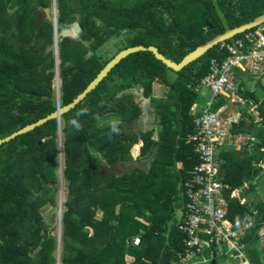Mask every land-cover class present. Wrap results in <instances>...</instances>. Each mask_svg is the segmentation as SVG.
<instances>
[{"label":"trees","instance_id":"trees-1","mask_svg":"<svg viewBox=\"0 0 264 264\" xmlns=\"http://www.w3.org/2000/svg\"><path fill=\"white\" fill-rule=\"evenodd\" d=\"M73 1L80 2V9L71 7ZM94 1L104 7L103 0L57 1L59 22L73 23L74 14L80 13V25L85 32L81 41L61 42V106L81 94L109 62H102L96 51L117 32H108L96 24L94 18L101 15L96 14ZM51 4L52 0H0V139L57 110L53 83L56 59L51 50L54 27L36 14L38 9ZM127 12L133 16L131 29L144 28V37L154 41L145 46L155 45L167 58L180 62L216 35L264 14V0H136ZM105 25L111 27L107 22ZM232 40L216 45L176 72L175 81L165 75L166 69L173 70L153 53L131 54L80 104L64 114L60 124L51 120L3 144L0 264H57L53 254L57 237L52 234L57 227L44 222L40 209L47 205L48 194H57L59 190L57 134L61 126L65 133L62 178L66 184L61 219L62 264H173L182 249V235L172 221L180 205L182 185L199 163L193 144L187 143L194 129L191 109L200 99L195 86L208 75L213 58L228 57L226 46ZM90 51L93 54L88 57ZM155 81L168 86V98L157 106L162 126L158 140L152 139L154 131L147 133L141 149L145 156L158 148L152 168L147 174L106 176V167L132 160L130 151L138 142L135 139L126 144L121 133L108 138L109 122L101 123L109 117L108 104L138 83H143L146 97H151ZM249 95L254 98L252 93ZM82 109H87V114L77 117ZM117 110L115 118L122 121L121 131L124 123L139 115L129 95L123 97ZM246 115L244 111V118L233 124L232 132L252 133L259 143L241 158L230 148L222 150L219 157L220 177L232 188L240 187L254 172V163L264 161L260 151L264 126L249 124ZM73 118L81 124L80 130L70 125ZM178 162L181 167L173 175L167 167ZM229 208L235 225L252 215V208L236 200L230 201ZM256 208L264 221V204ZM98 212L102 213L101 218H97ZM136 236L141 239L139 246L132 244ZM246 241L251 263L264 264V237H260L259 226ZM127 257H133V261L128 262ZM227 264L238 262L229 259Z\"/></svg>","mask_w":264,"mask_h":264},{"label":"built area","instance_id":"built-area-1","mask_svg":"<svg viewBox=\"0 0 264 264\" xmlns=\"http://www.w3.org/2000/svg\"><path fill=\"white\" fill-rule=\"evenodd\" d=\"M52 11L59 22V11L54 1ZM229 55L219 60L210 61V71L195 86L199 94L208 90L211 99L200 112L197 104L192 106L194 129L187 137V143L193 144L199 163L190 172L182 185L184 205L177 227L182 235V249L177 253L173 264H207L218 258H231L239 264H252L247 255V236L259 226V234L264 235V221L258 210L235 225L230 218L228 198L240 199L244 204L243 194L250 189L248 182L242 187L232 188L220 177L221 161L217 151L230 148L242 150L258 143L252 133H233L213 106L216 99L224 97L246 108L261 123V113L252 100L241 94L237 85V71L251 72L255 76H264V26L248 30L239 37H234L227 44ZM58 58V40L54 50ZM61 86L55 87L60 93ZM264 153V145L260 147ZM134 246L141 244L136 236L132 239Z\"/></svg>","mask_w":264,"mask_h":264},{"label":"crops","instance_id":"crops-1","mask_svg":"<svg viewBox=\"0 0 264 264\" xmlns=\"http://www.w3.org/2000/svg\"><path fill=\"white\" fill-rule=\"evenodd\" d=\"M40 9L44 10V8H40ZM40 9H38V11ZM44 12H45V10H44ZM45 14H46V12H45ZM45 18L47 19V14H46ZM76 22H78V23H76ZM64 26H68V27L65 29ZM84 35H85V32L80 25V21H75V22L70 23V24L69 23H63L60 27L61 42H63L64 40H68L69 43L81 41L83 39ZM83 43L87 46L89 45V42L84 41ZM90 54H93V52L90 51L88 53V57H90ZM55 59L59 60L60 56L58 58H55ZM57 60H56V65H57ZM242 73L244 74L243 78L238 77L239 88H240V90L242 89L241 94L244 95L245 97L249 98L250 100H252L253 103L255 105H257L258 110L261 113V118L263 119V121L261 123L256 121L255 117L250 112V107L243 108V107L239 106L238 104L229 101V99H227V98L220 97V98L216 99V102L213 106V109L218 110V111L220 110L221 118L228 125L230 124L229 127H230L231 131H232L233 124L239 123L244 118L243 117L244 111L247 112V115L245 117H246L249 124L251 123V125H255L258 128H261L264 126V124H263L264 123V117H263L262 111L260 109V107L262 106L263 107L262 109L264 110V99L260 98L258 95H256V91L254 90V87H256V86L264 87V76H255L254 74H252L249 71L248 72H242ZM175 79H171V80L173 81ZM119 82H117V83L119 84ZM246 82H248L251 85L249 87V89L246 86ZM134 85H139L140 88L137 90L128 89L127 91H129L128 92L129 94L126 92V90L123 92H120L116 96L115 101L108 104V107H110V109L107 111L106 115L109 116L108 118H110V117L115 118L116 117L115 115H117V112H118L117 105L123 99L122 96L123 95H125V96L129 95L132 98L133 104L138 107L139 115L133 121L123 124L121 135L125 138V143L129 144L132 141H134L135 139H138V138H134L132 135L133 130H135V129H136V131H140L141 133H146V131H149V130H150L149 132L154 131V136L152 137V139L158 140L159 133L161 130H159V129L157 130L156 125L157 126L158 125L161 126V125L159 124L160 123V117L158 115L157 106H158V103L162 101V99L168 98L167 97L168 95L166 93L168 91V86L166 84L155 81L153 83V91H152L151 97H146L145 90H143V87H144L143 83L133 84L131 87H133ZM161 87L165 88L166 90H164V91L161 90ZM163 92L165 93V95ZM250 93H252L254 95V98L249 95ZM200 99H202L201 103L200 102L195 103L198 106L199 112L203 108H205L208 105V103L210 102L211 93L208 90H205L203 93L200 94ZM205 99H207L206 102H205ZM255 100H257L258 102H255ZM161 129H162V126H161ZM149 132H147V133H149ZM258 143H259V140H258ZM143 145H144V136L142 138L138 139V142L136 144H134V146L131 148L130 154H131L132 160H128L125 162H118L114 165H110L104 169V174L106 176H115V177L123 176L126 174H131L133 172L147 174L150 171V169L152 168L153 162L156 159V156L158 153V148H156L153 153L142 156L141 149H142ZM254 147H255V145L250 147V148H244L242 150H235V149H231V150L236 151L237 156L241 158L242 156H244L246 151H248L249 153L252 152L254 150ZM224 149H227V148H224ZM224 149L217 151L218 157H220L221 151ZM253 165H254V172L251 173L249 176H247L246 180L243 182V183H245V182H249V181L251 182V181L255 180L254 181L256 184L255 186L258 187L259 181H261V187H260V190H258V193L260 192L259 197H255V199L252 202H251V200H249L247 198V195H246L247 192L254 189L255 186H252L251 189L245 190L244 194H243V200H245L244 205H248L250 208H252L251 212H253L254 210H258V208H256L258 204H260V203L264 204V161H261L257 164L254 163ZM180 167H181V164L178 162L176 164V168L178 169ZM256 180H258V184H257ZM242 185L240 187H242ZM233 200L239 201L241 203L240 199H233ZM228 201L230 203L231 199L228 198ZM179 204L180 205H179V208H177L176 213H177V211H179L182 215V210H183V205H184L183 193L180 195ZM180 219H181V216L179 217V220ZM260 237L262 238V237H264V235H260ZM131 258L133 259V257H131ZM225 259L229 260L231 258H225ZM232 260L238 262L235 259H232ZM238 264H239V262H238Z\"/></svg>","mask_w":264,"mask_h":264},{"label":"rangeland","instance_id":"rangeland-1","mask_svg":"<svg viewBox=\"0 0 264 264\" xmlns=\"http://www.w3.org/2000/svg\"><path fill=\"white\" fill-rule=\"evenodd\" d=\"M54 1H56L57 9H58V0H52L51 7H53ZM104 1V7H101L100 3L94 1L93 7H95V12H97V15L101 16H96L94 19L96 21V24L100 28H106V31L110 32V30H115L117 32L115 35H112L108 41L96 51V54L101 57L102 62H107L110 61L115 55H117L119 52L122 50L131 47L133 44H138V45H147L152 42L150 38L147 39V37H144V32L145 29H131V23L133 21V16L132 12H127L130 7H132L134 4H136V0H103ZM75 2V3H74ZM78 6L80 9V2L79 1H73L71 4V7L73 6ZM110 9H117V11H110ZM119 10V11H118ZM36 14H38V18H44L46 17V14L44 10L40 9L39 12L37 11ZM59 14V13H58ZM73 15V14H72ZM76 21H80V13L74 14ZM108 20V21H107ZM110 24V28L108 29L105 25V23ZM78 23V22H76ZM68 26H64L66 29ZM130 27V28H129ZM58 57L60 55V47L62 45L61 43V36H60V27L58 30ZM80 32V31H79ZM54 42V40H53ZM136 45V46H138ZM133 47V46H132ZM52 50V49H51ZM68 49H67V54H68ZM54 53V51H53ZM70 53V52H69ZM70 55V54H68ZM92 54H90L91 56ZM55 56V53H54ZM56 58V57H55ZM57 60V59H56ZM61 61L60 59L57 60V65L54 69L55 71V78L53 80L54 87H57L58 85L62 86V79H61ZM165 75H167V78L172 81L171 79H175L177 77V73L174 71H170L169 69H166ZM237 76L242 77L244 74L238 70L237 71ZM175 81V80H173ZM172 83V82H171ZM237 85L239 86V82L237 81ZM246 86L249 87L251 86L248 82H246ZM139 85H134L131 90L139 89ZM130 90V91H131ZM161 90H166L165 88L161 87ZM254 90L256 91V95H258L260 98L264 99V87L262 86H256L254 87ZM56 92V98L57 100H60V95H61V89L60 93H58L57 90ZM168 92V91H167ZM166 92V93H167ZM164 93V92H163ZM165 95V93H164ZM166 97V96H165ZM166 99H162V102L165 101ZM207 99H205V102ZM198 102H202V99H199ZM218 111V110H216ZM112 118L110 117L106 120H103L101 123L102 125H105L106 122H109ZM61 126V125H60ZM157 130H161V126L156 125ZM57 142H58V152H59V176H60V184H59V190L57 194H55L54 191H51L48 196L47 200L48 203L46 206L40 209V214L44 217V222L48 224L50 227H57L55 231H53V235H56L57 237V250L53 253L54 256L57 259V264H62V221L60 219V213L63 212V203L66 199V184L63 181L62 175H63V169H64V157H63V152H64V141H65V133L62 130V126L60 127L58 134H57ZM96 155V153H95ZM98 157H100L98 155ZM170 173L173 175L175 172L178 170L174 164H171L167 167ZM177 173V172H176ZM174 180V177H173ZM255 180L249 181L250 189L252 186H255ZM257 184H258V180ZM261 187V181H259V186L251 191L247 192V198L251 200V202L255 199V197L260 196V192L258 193V190H260ZM62 209V211H61ZM102 213L98 212L97 213V218H101ZM181 216V213L177 211L175 220L172 221V224L176 225L178 224L179 217ZM128 262H132L133 259L131 257H127ZM228 260L227 259H222L218 258L216 261H214V264H227ZM195 264H201V263H195Z\"/></svg>","mask_w":264,"mask_h":264},{"label":"water","instance_id":"water-1","mask_svg":"<svg viewBox=\"0 0 264 264\" xmlns=\"http://www.w3.org/2000/svg\"><path fill=\"white\" fill-rule=\"evenodd\" d=\"M53 8V7H52ZM46 14H47V20L52 22L54 27V43L52 46V51L56 48V42L58 40V30L59 27L63 23L56 22L54 17V10L50 7L44 8ZM53 10V11H52ZM264 24V14L258 16L252 21H249L247 23H244L240 26L227 29L223 33H220L216 35L215 37L211 38L210 40L206 41L205 43L197 46V48L193 51H191L189 54H187L180 62H175L169 58H167L164 54H162L158 47L155 45L150 46H144V45H138L126 48L119 52L117 55H115L106 65L105 67L99 72V74L89 83V85L84 89V91L79 94L71 103L61 106L60 100L58 99V107L57 110L53 113L47 115L46 117H43L39 119L38 121L28 124L25 127L13 132L12 134L1 138L0 139V148L3 144L10 142L11 140H14L15 138L24 135L26 133H29L31 131H34L36 128L43 126L47 122L51 120H57L58 124L61 122V118L64 114L68 113L72 109H74L78 104H80L87 96L90 94L94 89H96L100 83L109 75L111 70L117 66L123 59L128 57L131 54L140 52V51H149L153 53L156 59L160 60L163 64H165L168 68L172 69L175 72H179L183 70L185 67L193 63L194 61L201 58L203 55H205L210 49L215 47L216 45L220 43H224L235 36L242 34L248 30H251L256 27H261ZM62 211V209H61ZM60 219L62 218V212L60 213Z\"/></svg>","mask_w":264,"mask_h":264},{"label":"clouds","instance_id":"clouds-1","mask_svg":"<svg viewBox=\"0 0 264 264\" xmlns=\"http://www.w3.org/2000/svg\"><path fill=\"white\" fill-rule=\"evenodd\" d=\"M87 111V109H82L80 112L77 113V117L86 115ZM69 123L72 127L76 128L77 130H80L82 127L77 118H73ZM121 125L122 121L118 118H113L109 121L107 125L109 129L107 135L110 140L114 135H119L121 133Z\"/></svg>","mask_w":264,"mask_h":264},{"label":"flooded vegetation","instance_id":"flooded-vegetation-1","mask_svg":"<svg viewBox=\"0 0 264 264\" xmlns=\"http://www.w3.org/2000/svg\"><path fill=\"white\" fill-rule=\"evenodd\" d=\"M132 87H130V88H128V89H131ZM128 89H126V92L128 93L129 91H127ZM143 90H145V88L143 87ZM129 94V93H128ZM123 96H125V95H123ZM123 96H122V98H123ZM110 109V107H108L107 106V110H106V113H107V111ZM139 130V129H138ZM150 131V130H149ZM149 131H146V133L147 132H149ZM146 133H141L140 131H136V129L135 130H133V133H132V135H133V137L134 138H138V139H140V138H142L143 136H145V134Z\"/></svg>","mask_w":264,"mask_h":264}]
</instances>
